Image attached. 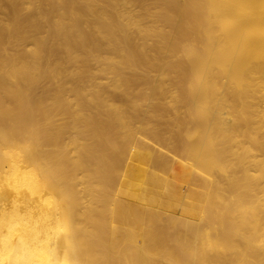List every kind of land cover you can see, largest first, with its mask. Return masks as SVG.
Wrapping results in <instances>:
<instances>
[{
	"label": "bare ground",
	"instance_id": "1",
	"mask_svg": "<svg viewBox=\"0 0 264 264\" xmlns=\"http://www.w3.org/2000/svg\"><path fill=\"white\" fill-rule=\"evenodd\" d=\"M0 264H264V0H0Z\"/></svg>",
	"mask_w": 264,
	"mask_h": 264
}]
</instances>
